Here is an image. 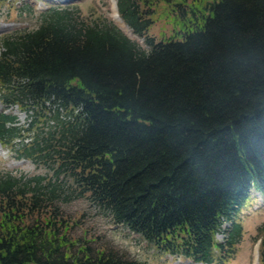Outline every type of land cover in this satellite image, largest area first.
<instances>
[{"label":"trees","instance_id":"1","mask_svg":"<svg viewBox=\"0 0 264 264\" xmlns=\"http://www.w3.org/2000/svg\"><path fill=\"white\" fill-rule=\"evenodd\" d=\"M152 2L117 1L148 49L76 5L0 39V100L28 113L0 112V142L51 171L0 170V264H145L71 235L74 198L163 252L236 251L237 216L264 195V0H157L178 28L161 39Z\"/></svg>","mask_w":264,"mask_h":264},{"label":"rangeland","instance_id":"2","mask_svg":"<svg viewBox=\"0 0 264 264\" xmlns=\"http://www.w3.org/2000/svg\"><path fill=\"white\" fill-rule=\"evenodd\" d=\"M153 18L155 23L150 27V33L157 39L174 34L175 24L170 15V6L165 2L154 0ZM78 6L87 17L107 16L117 24L132 39L144 48L149 46L145 39L136 34L124 21L128 29H124L115 18L114 7L117 0H0V39L15 31L30 29L38 24L39 14L52 6ZM29 8L31 10H29ZM118 11V9H117ZM119 15V14H118ZM123 23V24H124ZM5 111L17 117V125H27L28 113L17 105L7 108L0 100V112ZM18 141V139H17ZM0 170L28 176L49 174L51 171L29 159H20L8 145L0 142ZM61 207L67 215L69 223L73 225L71 235L82 241H89L94 246L114 248L127 257L137 259L145 264H192L193 258L184 255L163 252L141 234L134 232L125 225L116 224L106 213L96 208L83 198L62 202ZM241 223L240 236L236 238V251L224 264H254L257 252L260 250L264 234L260 230L264 227V195L252 189L251 198L237 216ZM223 224L221 231L216 234L219 241H225L229 235L231 224ZM225 228L229 230H225ZM259 264V260L255 262Z\"/></svg>","mask_w":264,"mask_h":264},{"label":"bare ground","instance_id":"3","mask_svg":"<svg viewBox=\"0 0 264 264\" xmlns=\"http://www.w3.org/2000/svg\"><path fill=\"white\" fill-rule=\"evenodd\" d=\"M114 11H115V18H116V20L118 21V22H120L121 23V25H122V27L124 28V29H128V27H127V25L124 23V21L121 19V17L118 15V11H117V8L116 7H114ZM124 23V24H123ZM256 264V263H255Z\"/></svg>","mask_w":264,"mask_h":264}]
</instances>
